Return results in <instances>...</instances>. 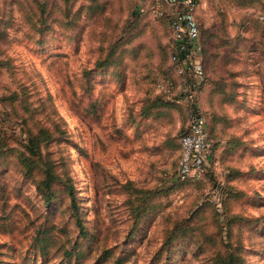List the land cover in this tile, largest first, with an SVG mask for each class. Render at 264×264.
Returning a JSON list of instances; mask_svg holds the SVG:
<instances>
[{"label": "rangeland", "instance_id": "obj_1", "mask_svg": "<svg viewBox=\"0 0 264 264\" xmlns=\"http://www.w3.org/2000/svg\"><path fill=\"white\" fill-rule=\"evenodd\" d=\"M151 5L0 0V264H264V0L199 2L195 181L174 176L188 117ZM23 157L53 163L49 190Z\"/></svg>", "mask_w": 264, "mask_h": 264}, {"label": "built area", "instance_id": "obj_2", "mask_svg": "<svg viewBox=\"0 0 264 264\" xmlns=\"http://www.w3.org/2000/svg\"><path fill=\"white\" fill-rule=\"evenodd\" d=\"M167 8L151 5L153 16L165 17L170 29V68L178 79V89L171 99L185 106L186 130L179 138L180 156L175 169L178 180L200 179L206 172L213 142L207 131V118L201 111L197 95L204 78L200 28L197 8L200 0H165ZM143 10V8H142ZM264 20V15H259ZM170 91L172 81H167Z\"/></svg>", "mask_w": 264, "mask_h": 264}, {"label": "trees", "instance_id": "obj_3", "mask_svg": "<svg viewBox=\"0 0 264 264\" xmlns=\"http://www.w3.org/2000/svg\"><path fill=\"white\" fill-rule=\"evenodd\" d=\"M139 10H142V9H139ZM144 14L143 15H146V17H152L154 19H159L161 21H164L166 22L168 28H169V21L167 18L165 17H156V16H153L148 10H144ZM199 28H200V25H199ZM170 37V36H169ZM8 40L6 39H2L0 41V49H1V45L2 43L4 42H7ZM200 42H201V28H200ZM168 53H169V57H168V62H167V65H166V69L170 67V62H169V58H170V53H171V47H170V40H168ZM201 54H202V61H203V66H204V73L206 72V69H205V63H204V46L201 42ZM206 74V73H205ZM204 74V75H205ZM186 130V127L184 128V131ZM183 131V132H184ZM182 132V133H183ZM181 133V134H182ZM209 135V134H208ZM181 136V135H180ZM46 136L44 135V138ZM180 138V137H179ZM34 139V137L32 138ZM31 139V145H29V147L33 150H35V147L37 148L38 146V142L34 143L33 140ZM37 139V138H36ZM179 148H180V145H179ZM33 153V152H32ZM34 153H36V151H34ZM180 156V155H179ZM179 159V158H178ZM23 164L25 165L26 167V170L27 171H31L32 169L34 170L36 167L40 168L41 171L43 172L44 176L43 178L41 179V187L42 189L45 188L47 190H49L52 186V184L54 183L55 181V178L57 177V174L54 170V166H53V163L47 159V160H43V159H40V161H36L34 159H29L27 157H23ZM185 181H195V179H186ZM65 188L67 189L68 193L70 194L71 196V202H74V197H73V185L71 182L69 181H66L65 182ZM235 261L232 259L229 264H236V262L234 263Z\"/></svg>", "mask_w": 264, "mask_h": 264}]
</instances>
